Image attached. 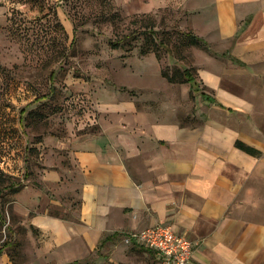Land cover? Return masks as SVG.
I'll return each instance as SVG.
<instances>
[{"label": "crops", "instance_id": "obj_1", "mask_svg": "<svg viewBox=\"0 0 264 264\" xmlns=\"http://www.w3.org/2000/svg\"><path fill=\"white\" fill-rule=\"evenodd\" d=\"M183 10L199 42L188 120L115 95L94 129L42 142L14 209L48 235L56 264L158 223L192 241L196 264H264V0H183ZM53 146L65 156L49 159Z\"/></svg>", "mask_w": 264, "mask_h": 264}, {"label": "rangeland", "instance_id": "obj_2", "mask_svg": "<svg viewBox=\"0 0 264 264\" xmlns=\"http://www.w3.org/2000/svg\"><path fill=\"white\" fill-rule=\"evenodd\" d=\"M184 16L183 0H0V171L8 176L0 181V264H56L48 235L14 209L46 157L44 140L94 129L102 102L115 95L190 118L194 85L177 81L184 66L194 74ZM53 147L49 159L65 156ZM105 247L77 262L155 264L122 239Z\"/></svg>", "mask_w": 264, "mask_h": 264}, {"label": "built area", "instance_id": "obj_3", "mask_svg": "<svg viewBox=\"0 0 264 264\" xmlns=\"http://www.w3.org/2000/svg\"><path fill=\"white\" fill-rule=\"evenodd\" d=\"M125 243L136 244L153 252L156 264H196L192 260L193 244L170 225L154 224L122 234Z\"/></svg>", "mask_w": 264, "mask_h": 264}, {"label": "trees", "instance_id": "obj_4", "mask_svg": "<svg viewBox=\"0 0 264 264\" xmlns=\"http://www.w3.org/2000/svg\"><path fill=\"white\" fill-rule=\"evenodd\" d=\"M144 33H145L146 41H147V39H148V42H151V43H153L152 41H155L157 36H156V31L153 30V28H149ZM185 36L188 37L187 42H188L189 45H196V44L199 43L198 42V38L195 35H193L190 31H187L185 33ZM158 44L159 45H165L161 39L158 40ZM112 47H117V42H114L112 44ZM148 50L149 49L146 48L145 50H142V53H145ZM164 76L166 77V79L168 81H174L173 76H167L165 74H164ZM177 81H179V82H187V83H189L190 85L193 86L194 83H195V77H194V75L192 73L191 67L184 66V68H182V70H181V76H180V78ZM5 177H8V176L0 171V181H1V178H5ZM16 190H17V188L14 187V191H16ZM5 245H7V244L4 243L2 246H0V253L2 252V249L4 248ZM64 264H87V263H78L77 261H71V262H67V263H64Z\"/></svg>", "mask_w": 264, "mask_h": 264}]
</instances>
